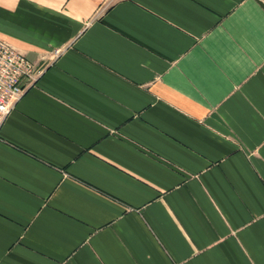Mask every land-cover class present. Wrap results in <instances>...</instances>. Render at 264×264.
Returning a JSON list of instances; mask_svg holds the SVG:
<instances>
[{
  "label": "crops",
  "instance_id": "crops-1",
  "mask_svg": "<svg viewBox=\"0 0 264 264\" xmlns=\"http://www.w3.org/2000/svg\"><path fill=\"white\" fill-rule=\"evenodd\" d=\"M0 39V264H264V0H0Z\"/></svg>",
  "mask_w": 264,
  "mask_h": 264
},
{
  "label": "built area",
  "instance_id": "built-area-1",
  "mask_svg": "<svg viewBox=\"0 0 264 264\" xmlns=\"http://www.w3.org/2000/svg\"><path fill=\"white\" fill-rule=\"evenodd\" d=\"M33 69L23 53L0 39V127L22 96L23 81L32 80Z\"/></svg>",
  "mask_w": 264,
  "mask_h": 264
}]
</instances>
